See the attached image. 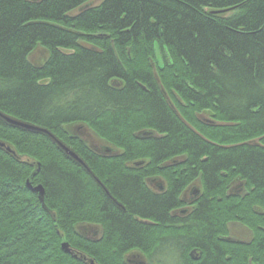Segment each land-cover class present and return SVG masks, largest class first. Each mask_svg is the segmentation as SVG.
<instances>
[{
  "label": "trees",
  "instance_id": "trees-1",
  "mask_svg": "<svg viewBox=\"0 0 264 264\" xmlns=\"http://www.w3.org/2000/svg\"><path fill=\"white\" fill-rule=\"evenodd\" d=\"M91 1L0 0V112L48 129L79 157L83 149L93 173L46 135L0 120V141L39 167L31 179L47 208L25 186L31 167L0 149V264H85L63 241L97 264H125L129 251L164 264L157 255L173 254V243L183 256L169 264H238L247 252L218 234L235 215L264 217V0ZM37 46L40 63L29 57ZM201 108L213 124L191 122ZM73 123L143 164L91 155L64 137ZM162 163L169 185L155 193L142 176ZM198 171L205 196L177 214ZM231 174L246 178L248 195L217 199ZM77 222L100 225L102 237L79 236Z\"/></svg>",
  "mask_w": 264,
  "mask_h": 264
},
{
  "label": "flooded vegetation",
  "instance_id": "flooded-vegetation-1",
  "mask_svg": "<svg viewBox=\"0 0 264 264\" xmlns=\"http://www.w3.org/2000/svg\"><path fill=\"white\" fill-rule=\"evenodd\" d=\"M179 109H180V107H179ZM201 109H200L201 110L200 115H199V112L197 110L192 111L191 118H190L191 122H193V124L195 126H199V127H201V126L199 125L198 122H201L200 124H203V123L213 124L211 116L208 114V112H205V110L203 108H201ZM195 122H197V123H195ZM64 131H65L64 137L66 139H68L69 141H72V140L77 141V139L74 138V137H77L81 141L86 142L85 138L80 134V132L76 133V134H71L67 130H64ZM71 136H73V137H71ZM62 139H64V138L62 137ZM66 139H64L63 141L65 143L66 142L68 143V140H66ZM72 142H74V141H72ZM77 142H79V140ZM87 144H89V143L87 142ZM67 145H69V143ZM69 146L74 147L72 145H69ZM114 146L118 148V151L117 152L111 151V154L113 153V155H111V156L113 158L123 157L122 155L124 154L125 148L122 146L121 147L117 146V145H114ZM92 150L95 152L90 153V154L95 156V157L105 156L102 153H100V151H96L95 148ZM77 151H78L79 155L85 160L84 157L86 155H85V153H83V149H82V151L80 149H77ZM19 155L22 159V160H20L21 162L29 165L31 167L32 171L35 170V169H33V167H34L33 159H31L28 156H24L21 154H19ZM180 157L181 158L178 157L176 159L177 161L175 162L176 164H174L175 166L181 165V163L184 162L186 159V157H184V158L182 156H180ZM136 159L141 160V157H138V158H136L135 156L129 157V158L123 157L122 162L125 165L132 166V167L141 166L143 164L142 161H139L138 163L133 164V161ZM169 165H170V163L164 164V165H163V163L160 165L157 164L156 166H154V164H153L148 169V170H150V172L148 171L149 172L148 174H145L144 176H142L143 181L155 193L165 192L167 190L168 185H169V180H170V175H169V171H168V169L170 167ZM157 166H159V167H157ZM38 171H39V167H37V172ZM221 174L225 175V173H221ZM231 175L232 176H229L223 180L222 187L219 189V193H218L219 196L217 199H221V200H228V199L235 200L236 198L237 199H243L244 197H246L248 195L249 190H248V185H247L248 183H247L246 178L241 177L240 174H231ZM153 177H157L160 181L157 182L156 180L153 179ZM31 178H33V176ZM31 178L29 179V181L33 186L40 184V183H33ZM27 179H25V181ZM195 182L198 184V188L197 189L195 188L192 190L191 193L194 195L190 196L189 199H187L185 197L183 198L181 195H182V192L185 189V187H187V185L189 183H195ZM202 182H203L202 172L198 171L197 175H195L193 178L186 181L185 184L183 185V187L180 188L179 199H181L182 201L180 200V203L178 204V206H176L173 209V210H175V212L177 214H181V215L183 214V216H187V215L191 214V211H190L191 208L195 207L197 205V203L203 198V196H205V193H206L205 186L202 184ZM35 194H37V193H35ZM179 208H181L180 209L181 212H179V210H178ZM252 208L255 209V205H252L251 209ZM245 216H246V218L250 217L252 219V221H246L245 222ZM253 218H254L253 215H248V214H241L238 216L235 215V217H232L231 219H227L225 221L223 232L218 234L221 237V241L223 243H225L226 245H229V246H231V248H235V249L236 248H242L245 250V252H247L243 256V259H241V261H239L238 264H264V251L262 253L259 252L260 247L262 245L260 247H258L260 242H262L264 240V217H256L255 220H253ZM90 235L93 236L96 234H90ZM91 236H89L90 238H86V239L89 241L99 240L102 237L101 229H100V233L97 237L92 238ZM171 245H172L171 243L168 245L169 246L168 249L171 247ZM173 245H174L173 254L175 256V259L179 258L180 254H182V256H183V251L179 247V245H177L176 243H173ZM163 246L164 245H162L161 248ZM190 249L191 248L188 249L186 254L191 259L197 258V256L194 255V251L199 250V252L201 253V250L197 247L193 248L191 250ZM157 256H158L157 261L161 262V259H162L161 255H157ZM143 257H144V260L142 259L143 261L141 260L140 263L141 262H144L142 264H150L151 263L149 257L146 256V254H143ZM154 263H156V262L154 261Z\"/></svg>",
  "mask_w": 264,
  "mask_h": 264
},
{
  "label": "water",
  "instance_id": "water-1",
  "mask_svg": "<svg viewBox=\"0 0 264 264\" xmlns=\"http://www.w3.org/2000/svg\"><path fill=\"white\" fill-rule=\"evenodd\" d=\"M0 120L4 124L9 125V126L14 127V128H18L21 130H27V131H31V132H35V133H41V134L46 135L56 145V147L59 150H61L68 158L72 159L77 164H80L81 166H83L87 170V172H89L93 176V173H91V171L87 168V166L84 163V161L82 160V158L79 157L75 151H73L69 147H67L61 140H59L48 129H46L44 127L36 126L34 124H31V123H28V122H25V121H22L19 119H16V118L11 117L9 115H6L2 112H0ZM73 124H76V123H73ZM68 125H71V124H68ZM63 129L67 130L64 126H63ZM78 130H79V128H78ZM67 131L69 132V130H67ZM148 132L149 131H144V132H142L141 135L145 136V135H147ZM76 133H79V132H76ZM141 135H139V136H141ZM88 146L90 148L94 149L93 145L88 144ZM0 149L4 150L11 157H13L17 160H22L21 157L17 156L15 151L5 142L0 141ZM100 153H102L103 155H111V150H110V148H106L104 153L103 152H100ZM36 172H37V168H35V170L31 171L29 178L25 181V186L30 192L37 193L38 200H39L42 208L47 210L45 202H44V187L41 184L33 186L29 181V179L32 176H34ZM94 179L96 181H98L96 178H94ZM99 184L101 185V183H99ZM103 189L106 192L107 196H109L106 189L104 187H103ZM111 199L113 200V202H115V204H117L118 206H121L113 198H111ZM81 226H80V228L74 226V230L79 236H81L83 238H90L89 237V236H91L90 234H96V235L91 236L92 238H94V237H97L100 233V228H98L95 224H91V225L89 224V227H84V225H81ZM60 246H61V249L65 253L69 254L73 258H76V259L83 261L85 264H97L92 258L85 256L81 252L72 249V247L70 246V244L68 242L63 241V242H61ZM141 256L143 257V254H141L140 252H137V251L128 252L126 255H124V262H125V264H128V263L129 264H142L144 262L140 263V261L142 260Z\"/></svg>",
  "mask_w": 264,
  "mask_h": 264
},
{
  "label": "rangeland",
  "instance_id": "rangeland-1",
  "mask_svg": "<svg viewBox=\"0 0 264 264\" xmlns=\"http://www.w3.org/2000/svg\"><path fill=\"white\" fill-rule=\"evenodd\" d=\"M100 0H92L91 2L93 3V4H95V3H98ZM45 56H46V51L42 48V47H40V46H37L33 51H32V53L30 54V58H31V60L32 61H34V62H42L43 61V59L45 58ZM67 130H69V132L71 133V134H76V132H80V134L85 138V140L89 143V144H91V145H93V147L97 150V151H100V152H105V149L106 148H110V150L111 151H115V152H117L118 151V148L117 147H115L113 144H111V143H109V142H107V141H105L104 139H101V138H99V136H97L96 134H95V132L92 130V128H90L89 126H87V125H85V124H82V123H76V124H71V125H66V126H64ZM78 128H79V130H78ZM138 132L139 131H150L149 129H147V128H145V130L144 129H139V130H137ZM8 145H11V144H9L8 143ZM73 151H75L74 149H73V147H70ZM139 161H142V159L140 160V159H136V160H134L133 161V164H136V163H138ZM153 179L154 180H156L157 182L158 181H160L157 177H153ZM197 189L198 188V184L195 182V183H189L188 185H187V187H185V189L183 190V192H182V197L184 198H187V199H189L190 198V196H193L194 194H192L191 192H192V190L193 189ZM180 209L181 208H179L178 210H179V212H181L180 211ZM81 225H84V227H89V223L88 222H80V223H76L75 224V226L76 227H78V228H80V226ZM91 225V224H90ZM98 228H101V226L100 225H96ZM82 227V226H81ZM165 249H166V247H164ZM72 249H74L73 247H72ZM74 250H76V251H79V249L77 250V249H74ZM79 252H81L83 255H85V256H88V255H86L84 252H82L81 250L79 251ZM129 252H131V251H129ZM126 253H128V252H126ZM126 253L124 254V255H126ZM89 257V256H88ZM142 257V256H141ZM162 257V259L161 260H165L164 261V264H169V263H174V254H167V255H164V256H161ZM91 258V257H90ZM93 259V258H92ZM142 259L144 260V257H142Z\"/></svg>",
  "mask_w": 264,
  "mask_h": 264
}]
</instances>
